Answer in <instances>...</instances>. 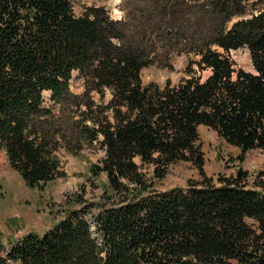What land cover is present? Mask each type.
<instances>
[{
    "label": "trees",
    "instance_id": "obj_1",
    "mask_svg": "<svg viewBox=\"0 0 264 264\" xmlns=\"http://www.w3.org/2000/svg\"><path fill=\"white\" fill-rule=\"evenodd\" d=\"M120 5L114 18L72 0H0V148L31 188L67 174L62 149L99 146L90 171L108 178L100 200L70 195L49 229L0 242V264H264V171L208 174L200 136L213 128L241 162L264 151V0ZM245 47L254 71L230 54ZM173 55L185 75L145 85L142 70L172 69ZM180 161L199 177L159 189Z\"/></svg>",
    "mask_w": 264,
    "mask_h": 264
},
{
    "label": "rangeland",
    "instance_id": "obj_2",
    "mask_svg": "<svg viewBox=\"0 0 264 264\" xmlns=\"http://www.w3.org/2000/svg\"><path fill=\"white\" fill-rule=\"evenodd\" d=\"M75 4L77 14L84 11L86 6H105L110 14L115 18H121L123 11L121 1L114 7V0H72ZM230 54L236 61L237 68L254 71L251 55L247 49H232ZM170 63L172 69L166 66L150 65L142 71L143 82L146 85L156 82L165 85L168 79L174 83L178 82L185 75L187 58L185 56L173 55ZM208 74V73H207ZM84 78L80 73L75 72L70 87L74 93H82L85 90ZM108 94L106 100L109 99ZM45 101L54 104L51 100V92L44 94ZM95 98L98 100L99 95ZM200 136L203 140V150L207 156L205 169L210 175L234 174L238 166H242L250 172L253 178L258 173L264 171V151L252 149L248 151L243 162L237 156L240 149L235 145L223 140L218 133L209 126L200 127ZM62 160V166L67 173L63 177L49 181L44 187L31 188L8 161L6 152L0 148V178L2 188L0 191V242L8 246L11 240L22 237L29 232H44L56 221L61 219L65 207L70 203V195L75 196L80 193L89 202L101 199L106 188L108 178L106 173H101L95 177L91 173V165L100 163L105 155L103 149L85 148L81 152L74 154L62 149L58 153ZM169 173L157 182L159 189L173 188L178 185L187 186L192 178L199 177V171L192 163L180 161L171 165Z\"/></svg>",
    "mask_w": 264,
    "mask_h": 264
},
{
    "label": "bare ground",
    "instance_id": "obj_3",
    "mask_svg": "<svg viewBox=\"0 0 264 264\" xmlns=\"http://www.w3.org/2000/svg\"><path fill=\"white\" fill-rule=\"evenodd\" d=\"M115 3H114V7L121 1V0H114Z\"/></svg>",
    "mask_w": 264,
    "mask_h": 264
},
{
    "label": "water",
    "instance_id": "obj_4",
    "mask_svg": "<svg viewBox=\"0 0 264 264\" xmlns=\"http://www.w3.org/2000/svg\"><path fill=\"white\" fill-rule=\"evenodd\" d=\"M255 69V68H254Z\"/></svg>",
    "mask_w": 264,
    "mask_h": 264
}]
</instances>
